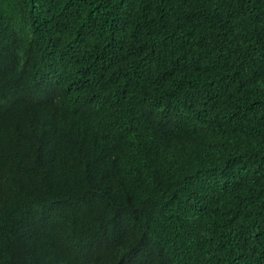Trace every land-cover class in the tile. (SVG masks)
Returning a JSON list of instances; mask_svg holds the SVG:
<instances>
[{
  "label": "trees",
  "instance_id": "trees-1",
  "mask_svg": "<svg viewBox=\"0 0 264 264\" xmlns=\"http://www.w3.org/2000/svg\"><path fill=\"white\" fill-rule=\"evenodd\" d=\"M0 264H264V0H0Z\"/></svg>",
  "mask_w": 264,
  "mask_h": 264
}]
</instances>
